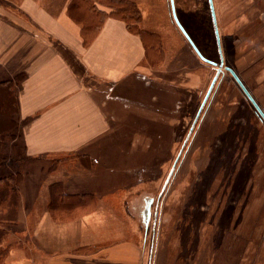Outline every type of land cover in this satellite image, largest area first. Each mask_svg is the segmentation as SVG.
<instances>
[{
  "label": "rangeland",
  "instance_id": "rangeland-1",
  "mask_svg": "<svg viewBox=\"0 0 264 264\" xmlns=\"http://www.w3.org/2000/svg\"><path fill=\"white\" fill-rule=\"evenodd\" d=\"M133 1L139 27L159 35L163 59L152 65L155 84L120 88L129 106L151 107L145 125L112 128L106 145L116 188L109 193L116 215L127 218L128 263L264 264V122L223 68L192 124L216 67L176 27L169 0ZM173 1L200 53L217 64L208 0ZM212 2L223 65L264 112V0ZM15 163L1 164L0 176ZM147 198L154 201L146 222Z\"/></svg>",
  "mask_w": 264,
  "mask_h": 264
},
{
  "label": "crops",
  "instance_id": "crops-1",
  "mask_svg": "<svg viewBox=\"0 0 264 264\" xmlns=\"http://www.w3.org/2000/svg\"><path fill=\"white\" fill-rule=\"evenodd\" d=\"M69 2L0 0V82L13 81L18 99L1 164L19 161L10 173L25 179L22 212L8 235L20 244L7 251V264H129L127 218L116 215L109 193L116 188L106 145L112 128L145 125L151 107L129 106L120 88L153 85L155 72L139 36L118 19L106 18L82 44ZM52 183L67 194L94 195V209L73 220L54 218Z\"/></svg>",
  "mask_w": 264,
  "mask_h": 264
},
{
  "label": "trees",
  "instance_id": "trees-1",
  "mask_svg": "<svg viewBox=\"0 0 264 264\" xmlns=\"http://www.w3.org/2000/svg\"><path fill=\"white\" fill-rule=\"evenodd\" d=\"M66 12L72 21L80 26L79 36L82 44H88L97 36L106 18L118 19L124 22L129 32H134L139 36L145 54L152 64L155 63L157 66L162 62L160 37L157 33L142 30L139 27L140 15L135 1L70 0ZM13 84L11 80L0 82V146L7 136L13 134L16 125L14 114L18 109V99L14 93ZM2 160L3 157L0 155V165ZM21 180L22 175L17 171L0 176V264H7L5 262L7 251L13 244H5V240L9 235V227L18 222L22 212V198L19 189ZM49 194L50 214L60 220H73L92 210L95 205L94 195L89 193L67 194L62 191L59 183L50 185ZM18 244L19 242L16 241L15 246Z\"/></svg>",
  "mask_w": 264,
  "mask_h": 264
},
{
  "label": "water",
  "instance_id": "water-1",
  "mask_svg": "<svg viewBox=\"0 0 264 264\" xmlns=\"http://www.w3.org/2000/svg\"><path fill=\"white\" fill-rule=\"evenodd\" d=\"M209 3V9H210V15H211V19H212V24H213V28H214V35H215V40H216V45H217V50L219 53V62L216 64L215 61L210 60L206 57H204L200 51L198 50V48L196 47V45L194 44L193 40H191V37L189 36V34L187 33V31L184 29V27L182 26V24L180 23V21L177 18V15L175 13V7H174V1L173 0H169V4H170V9H171V16L173 18V21L176 24V27H178V29L180 30V32L182 33V35L184 36V38L187 40V42H189L190 46L192 47V49L195 51V53L199 56V58L201 60H203L206 63H209L213 66L216 67V72L214 74V76L212 77L211 82L206 90V92L204 93V97L197 109V112L195 114V117L193 119V123H195L197 117L200 114V111L202 109V107L204 106V103L206 102L210 91L215 83V81L217 80V76L219 74V72L222 71V69L224 68V70L228 71L230 73V76H232V79H234V81L237 83V85L239 86V88L242 90V92L244 93V95L247 97V99L250 101V103L253 105L255 111L257 112V114L259 115L260 119H262L264 121V112L261 109L260 105H258V103L255 101V99L253 98V96L251 95L250 92H248V89L245 87V85L243 84V82L239 79L238 75L236 74V72L231 68V66H225L223 65V58H222V51H221V46H220V38H219V33H218V28L216 25V19H215V11H214V7H213V2L212 0H208ZM150 207H147V218H149V210ZM146 218V220H148Z\"/></svg>",
  "mask_w": 264,
  "mask_h": 264
},
{
  "label": "flooded vegetation",
  "instance_id": "flooded-vegetation-1",
  "mask_svg": "<svg viewBox=\"0 0 264 264\" xmlns=\"http://www.w3.org/2000/svg\"><path fill=\"white\" fill-rule=\"evenodd\" d=\"M154 200L152 198H147L146 199V204L144 206V210H143V219L147 222L146 218H147V207H150L151 206V203L153 202ZM152 217L154 218L153 221H155V211H154V214L152 215Z\"/></svg>",
  "mask_w": 264,
  "mask_h": 264
},
{
  "label": "bare ground",
  "instance_id": "bare-ground-1",
  "mask_svg": "<svg viewBox=\"0 0 264 264\" xmlns=\"http://www.w3.org/2000/svg\"><path fill=\"white\" fill-rule=\"evenodd\" d=\"M222 53V52H221Z\"/></svg>",
  "mask_w": 264,
  "mask_h": 264
}]
</instances>
